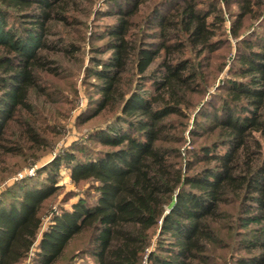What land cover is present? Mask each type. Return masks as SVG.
<instances>
[{
  "label": "trees",
  "instance_id": "16d2710c",
  "mask_svg": "<svg viewBox=\"0 0 264 264\" xmlns=\"http://www.w3.org/2000/svg\"><path fill=\"white\" fill-rule=\"evenodd\" d=\"M89 1L0 0V166L30 149L35 162L45 150L30 94L60 70L55 54L80 50L58 27L83 25L77 12ZM100 2L108 8H97L86 38L102 41L83 69L96 90L86 120H101L87 139L0 188V264L31 252V264H60L83 248L96 264H141L144 253L147 264H206L216 256L210 245L227 246L229 235L234 264H264V0ZM228 2L238 14L222 29ZM250 14L263 21L247 32ZM100 17L111 19L98 29ZM219 32L235 39L224 93L198 107L185 147L178 117L188 116L190 94L197 103L209 87L214 50L228 49ZM61 168L79 190L63 201L77 198L47 213ZM231 203L234 215L224 209ZM222 218L233 234H219ZM80 237L84 246L70 248Z\"/></svg>",
  "mask_w": 264,
  "mask_h": 264
},
{
  "label": "rangeland",
  "instance_id": "374dc122",
  "mask_svg": "<svg viewBox=\"0 0 264 264\" xmlns=\"http://www.w3.org/2000/svg\"><path fill=\"white\" fill-rule=\"evenodd\" d=\"M97 8H100L101 11H103L106 10L108 6L102 4L100 0H90L89 2H84V6L77 12V17L84 23L83 25H76L73 23L70 26L58 27V30L63 31L68 35H73L72 37H75L77 41L81 43V48L75 53L76 56H71V54L65 53L55 54L58 64L61 66L60 70L58 72H52L53 74L45 75L41 86L37 88V90L32 91L30 94V100L33 104L30 119L45 129V139L47 141L44 146L45 150L35 162H32L35 160V158L32 157L34 150L30 149L25 150L22 154L13 155V158H10L6 164L1 165L0 188H3L14 181L23 179L22 177L24 176L33 175L38 166L51 161L54 157L59 155L60 151L65 147L69 146L71 143L87 139L88 135L92 133V126L101 120L100 117H94L93 119L86 120V114L90 113L91 105H93V103H91L92 100L90 99L94 96L96 90L91 85V82L94 81L95 78L89 74L87 75L83 69L84 66L89 64L88 53L90 45L99 44L102 41L94 37L92 39L88 37L86 38L87 35H91V26L89 23L93 17L95 19ZM224 11L230 14V18L226 16V23L223 25L222 29L227 28L228 24L232 21V19H234V13L238 14V12H236L238 11V7L236 4L228 2L221 7L220 13L222 14ZM262 17V14L257 18H254L251 14L246 15L242 29H246L248 27L245 31L249 32L254 27H258L259 23L263 21ZM110 19L111 17L98 18L97 28L99 29L102 23L109 21ZM225 32H222L223 34L219 32L217 36L227 37L229 39L228 49L221 45L219 48L214 50V53L216 54L208 59L212 63L210 69L215 68L214 77L213 75H210L207 80L209 87L204 92L203 96L200 97V101L197 103L195 102L196 104L194 103L197 98L196 94H190V103L192 104H189V106L185 108L188 116L178 117V119L183 122L181 134L184 135L185 141L182 146H190L188 128L193 126V116L196 114L198 107L205 101L208 102L212 99H217V95L219 93H224L220 90L219 85L224 80L223 77H225L226 69L233 57V53L235 52V39ZM221 54L224 56L226 64L223 65L222 68H219L221 59L216 56ZM36 153H39V151ZM68 173L67 169L61 168V171L57 176L56 185H62V187L58 189L57 195L52 198L51 205L46 210L47 213H49L51 209L58 212L59 205L69 207L71 201L77 198V195H75L67 201H63L62 197L68 190L72 189L79 191L77 187L70 182ZM82 186L84 187L85 185L81 184V187ZM224 209L229 211L230 214L232 213V215L235 214V206L234 204L232 205V203L224 206ZM49 217V214H46L43 218L44 228L47 226ZM233 225L234 224L230 221L222 218L217 224L219 234L222 237L223 234H233ZM223 238L228 245L223 246V243H219L220 245L218 243L211 244L210 247L212 253L216 256L214 260L209 261L206 264H224L222 259H225L226 256L227 263L234 264L232 258L228 257V254L231 255L229 252L231 250L232 235ZM35 245L36 244L33 245V248ZM82 245L84 246L83 238L80 237L72 243L70 248ZM84 249L85 248L76 250L77 252L71 259L67 258L60 264H96L92 255ZM32 253L33 252L23 259L20 264H31ZM233 253H240V250H234ZM220 256L221 258H219Z\"/></svg>",
  "mask_w": 264,
  "mask_h": 264
},
{
  "label": "built area",
  "instance_id": "2783aa9c",
  "mask_svg": "<svg viewBox=\"0 0 264 264\" xmlns=\"http://www.w3.org/2000/svg\"><path fill=\"white\" fill-rule=\"evenodd\" d=\"M141 264H147V254L144 253L142 259H141Z\"/></svg>",
  "mask_w": 264,
  "mask_h": 264
},
{
  "label": "water",
  "instance_id": "95a60500",
  "mask_svg": "<svg viewBox=\"0 0 264 264\" xmlns=\"http://www.w3.org/2000/svg\"><path fill=\"white\" fill-rule=\"evenodd\" d=\"M173 204H174V198L167 204L166 211H168L172 207Z\"/></svg>",
  "mask_w": 264,
  "mask_h": 264
}]
</instances>
